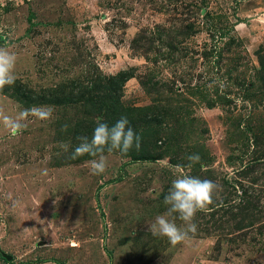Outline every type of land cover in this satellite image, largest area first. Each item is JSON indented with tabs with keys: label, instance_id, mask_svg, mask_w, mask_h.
<instances>
[{
	"label": "rangeland",
	"instance_id": "1",
	"mask_svg": "<svg viewBox=\"0 0 264 264\" xmlns=\"http://www.w3.org/2000/svg\"><path fill=\"white\" fill-rule=\"evenodd\" d=\"M0 45V106L54 109L0 127V264H264V0H0ZM121 115L139 151L99 176L70 158ZM193 153L223 191L174 245L148 225Z\"/></svg>",
	"mask_w": 264,
	"mask_h": 264
},
{
	"label": "clouds",
	"instance_id": "2",
	"mask_svg": "<svg viewBox=\"0 0 264 264\" xmlns=\"http://www.w3.org/2000/svg\"><path fill=\"white\" fill-rule=\"evenodd\" d=\"M18 55L6 45H0V92L14 85ZM52 106L41 105L24 108L17 103L15 113H10L0 106V127L11 135H19L27 126L29 118L46 122L53 118ZM67 125H65V129ZM79 143L72 150L70 158L89 156L87 161L92 175L104 174L109 167L107 154L118 152L121 157H127L133 150L139 151L142 137L131 126L126 115H121L113 124L96 118L91 137L80 135L76 137ZM65 153L72 147L70 142H60L58 145ZM187 164L170 165L175 178L164 195L165 211L158 214L149 231L156 236L166 238L171 244H182L190 241L198 232L195 222L198 212H203L214 203L223 191V186L210 179H202L191 175L186 169H191L200 163L197 153L186 157ZM179 221V223L177 222Z\"/></svg>",
	"mask_w": 264,
	"mask_h": 264
},
{
	"label": "water",
	"instance_id": "3",
	"mask_svg": "<svg viewBox=\"0 0 264 264\" xmlns=\"http://www.w3.org/2000/svg\"><path fill=\"white\" fill-rule=\"evenodd\" d=\"M8 258V257H7Z\"/></svg>",
	"mask_w": 264,
	"mask_h": 264
}]
</instances>
